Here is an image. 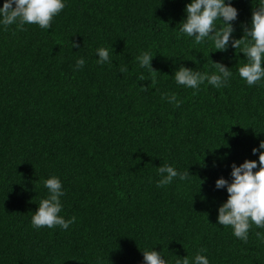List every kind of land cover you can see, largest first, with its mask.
I'll return each instance as SVG.
<instances>
[{
	"label": "trees",
	"instance_id": "16d2710c",
	"mask_svg": "<svg viewBox=\"0 0 264 264\" xmlns=\"http://www.w3.org/2000/svg\"><path fill=\"white\" fill-rule=\"evenodd\" d=\"M63 2L50 29L0 23V264H144L146 250L166 264H193L197 254L264 264V228L252 224L245 243L219 225L228 193L215 187L231 182L233 163L259 169L264 78L249 86L240 49L216 51L210 37L196 44L180 32L191 0ZM231 3L240 39L261 0ZM99 48L110 63H98ZM145 52L155 73L137 60ZM214 63L231 71L226 86L175 81L181 65L212 75ZM172 94L179 107L162 99ZM164 164L189 178L158 187ZM53 176L64 193L59 215L76 217L67 230L32 226Z\"/></svg>",
	"mask_w": 264,
	"mask_h": 264
},
{
	"label": "clouds",
	"instance_id": "9594fccd",
	"mask_svg": "<svg viewBox=\"0 0 264 264\" xmlns=\"http://www.w3.org/2000/svg\"><path fill=\"white\" fill-rule=\"evenodd\" d=\"M65 8L63 0H4L0 7V23L5 27L16 25L17 30H26L25 24H35L41 29H50L54 17ZM186 19L182 21L180 32L188 37H194L196 44H202L205 38L210 37L214 42L216 51H226L231 44L235 50L240 49V53L247 58V63L239 67V76L246 81L249 86L255 85L264 78V0H261L259 7L252 10L250 24L244 25V35L240 39L232 36L234 28L232 22L238 17V10L232 6L231 0H191L185 8ZM222 21V25L217 28L216 21ZM73 47L79 48V44L72 42ZM99 56L98 63L111 62L110 53L107 48L97 50ZM153 55L148 52L137 57L142 68L151 67ZM85 64L83 58L77 60L76 67L81 68ZM216 72L209 75L207 72H194L191 68L181 65L174 73L175 81L178 85L192 89H198L201 84L207 81L208 84L220 88L226 86L232 73L228 67L220 63H214ZM127 71V67H121L120 72ZM144 79L143 76L140 77ZM156 79L153 75L152 84ZM168 99L169 103L180 106V101L176 95L162 96ZM264 141L259 144V149L253 148V154L259 151V169L257 161L245 160L237 166L231 165V177L229 182L224 178H219L215 187L217 189H227L228 198L218 209V223L222 226H231L233 234L243 242L247 243L249 230L254 224L257 228H264ZM161 179L158 187L169 185L174 178L180 180L189 178L190 172H178L174 167L164 164L158 167ZM48 190V197L42 199L38 209L32 216V226L34 228H55L59 226L67 230L70 224L75 223L76 217L65 220L60 212L62 204L60 197L64 194L60 179L53 176L44 181ZM257 237L260 233H256ZM203 251V250H202ZM144 264H166L160 252L151 250L143 251ZM176 264H190L186 256L182 260L178 259ZM193 264H209L205 255L197 254Z\"/></svg>",
	"mask_w": 264,
	"mask_h": 264
}]
</instances>
